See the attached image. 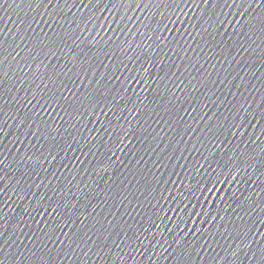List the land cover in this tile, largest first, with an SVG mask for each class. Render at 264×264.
Returning <instances> with one entry per match:
<instances>
[{
	"label": "water",
	"instance_id": "95a60500",
	"mask_svg": "<svg viewBox=\"0 0 264 264\" xmlns=\"http://www.w3.org/2000/svg\"><path fill=\"white\" fill-rule=\"evenodd\" d=\"M0 264H264V0H0Z\"/></svg>",
	"mask_w": 264,
	"mask_h": 264
}]
</instances>
